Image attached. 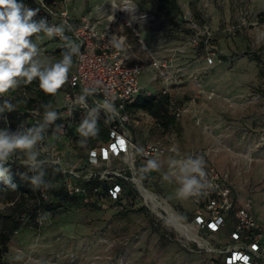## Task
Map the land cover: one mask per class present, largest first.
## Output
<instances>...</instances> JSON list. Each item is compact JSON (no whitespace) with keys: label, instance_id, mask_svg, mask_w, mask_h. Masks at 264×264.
<instances>
[{"label":"rangeland","instance_id":"1","mask_svg":"<svg viewBox=\"0 0 264 264\" xmlns=\"http://www.w3.org/2000/svg\"><path fill=\"white\" fill-rule=\"evenodd\" d=\"M168 2L134 0L141 11L154 15L136 25L149 52L163 56L196 34L204 37L207 29L215 47L213 60L207 63L201 44L176 58L172 68L179 70L169 72L173 76L168 88L176 103L184 106L182 116L163 127L136 111L131 132L143 140L174 141L181 152L203 155L206 164L228 176L241 200L250 198L251 205L264 208V21L259 18L264 0H176L180 11L169 8ZM108 3L70 0L68 7L71 15L79 16ZM125 30L134 56L147 62V51ZM61 44L45 39L41 47L55 61L61 58L57 50ZM139 84L146 95L163 87L147 66ZM54 96L60 103L62 92ZM145 164L140 161L136 167L137 180L189 225L195 209L192 200L176 198V185L162 179L166 166L161 172L143 174L140 169ZM135 187L138 198L124 210L75 204L54 210L39 227H22L10 237L2 260L5 264H221L212 254L217 251L202 242L207 239L215 246L224 234H202V239L190 225L197 239L186 238L165 211L153 210L137 183ZM17 255L23 259L16 261Z\"/></svg>","mask_w":264,"mask_h":264},{"label":"built area","instance_id":"2","mask_svg":"<svg viewBox=\"0 0 264 264\" xmlns=\"http://www.w3.org/2000/svg\"><path fill=\"white\" fill-rule=\"evenodd\" d=\"M69 1L43 0L42 3H38L36 0L40 9V18H47L50 24L59 25L66 21L67 24L73 25L75 31H66L65 34L81 45V55L73 57V67L62 91L61 102L50 104L52 110L65 114L62 119L56 121L63 125V130L53 136L47 134L46 140L41 145L44 149L42 158L52 161L49 167L58 174L52 181L54 188L61 187L67 194L77 196L82 204L102 205L106 200L115 202L119 197L122 187L121 183L112 182L115 177L120 178V182L130 181L134 185L137 183L135 169L140 161L146 163L157 153H160L162 158L194 153L179 151L174 141L164 143L158 139L143 140L137 137L135 132H131L133 118L128 111V105L142 91L139 84L142 70L147 66L153 78L162 83L163 87L159 93L166 96V115L177 120L182 116L185 108L176 103L168 88L173 76L169 72L179 70L172 68L175 59L185 57V52L189 48L201 44L204 58L207 63H211L214 54L212 48L215 47L210 44V31L205 29L204 37L200 38L196 34L188 41L172 47L165 55L157 57L149 52L136 29L139 22L152 20L154 18L152 13L141 11L135 3L133 11H137L139 16L134 15L133 11L115 10V6L122 5V0L118 2L109 0L108 5H96L91 11L73 17L68 7ZM125 29H128L138 40L140 49L147 51V62L134 56L133 45ZM114 35L121 42L122 50L116 49L110 43ZM53 39L62 43L59 37ZM97 81L100 82V91L94 97L88 98L89 107L94 106L93 99L102 100L104 93L107 92L116 98L115 104L120 110V117L108 120L101 110L99 121L107 130L106 140L78 148L75 142L81 137L76 129L86 115V110L75 101L84 86L95 85ZM69 107L73 108L71 115H67ZM27 112L33 124L42 121L43 113L39 117L36 110L28 109ZM144 113L154 125H159L148 113ZM22 125L30 126L26 121H22L12 128L8 126V129L16 131ZM62 138H65L64 142ZM121 140L124 141L123 145L120 144ZM138 148L144 150L143 154L137 152ZM79 149L81 153L77 154L75 150ZM120 156H122L120 161L110 163ZM9 162L19 163L15 158ZM57 169L61 170L57 171ZM206 172L211 181V188L204 196L190 198L195 209L189 224L194 226L200 234L199 238L202 239H204L202 234H207L208 237L218 233L224 234L223 239L217 241L215 246L207 239L203 240L208 250L217 251L212 254L216 258L219 257L222 264L264 263V224L260 223L253 214L251 199L245 198L241 203L238 202L233 195L231 180L212 164H206ZM96 179L112 182L108 195L101 194L100 186L88 185V182ZM12 183L16 185L14 181ZM20 196V192L17 191L11 200L0 201V209L14 204ZM34 200L37 204L50 200L48 191L38 190ZM35 221L39 225L42 223L37 221V217Z\"/></svg>","mask_w":264,"mask_h":264},{"label":"clouds","instance_id":"3","mask_svg":"<svg viewBox=\"0 0 264 264\" xmlns=\"http://www.w3.org/2000/svg\"><path fill=\"white\" fill-rule=\"evenodd\" d=\"M42 3L43 0H37ZM133 11L134 0H122V5L115 6V10ZM39 8H32L22 0H0V97H5L10 90H15L21 84H31L39 81L40 89L46 95H56L67 83L69 72L73 67V57L81 55V45L76 43L67 32H74L73 25L63 22L59 25L50 24L47 18L35 19ZM59 37L62 41L61 58L53 61L45 54L41 47L45 39L51 40ZM35 38V39H33ZM110 43L122 50L121 42L112 36ZM100 82L95 85L84 86L82 93L75 103L86 110V115L80 121L76 131L81 137L80 145L87 144L90 138L98 135V121L101 110L108 120L120 117V110L115 104V97L104 93V99H93L92 107L87 102L89 97H94L100 91ZM16 105L10 99L4 98L0 102V114L16 110ZM44 108L42 121L25 127L21 126L16 131L8 128L0 129V181H3L6 189L15 191L16 185L12 183L10 167L5 165L14 158L27 168V172L21 174V178L27 180L33 190H47L53 187L52 183L45 179L46 166L53 162L42 158L44 149L41 145L46 140L48 129L64 113L52 110L51 105H42ZM38 113V110H36ZM73 108L69 107L67 115H71ZM63 125L55 124L53 134L62 132ZM143 149L137 152L143 154ZM162 179L169 184H175V196L178 199L201 197L207 194L211 188V181L206 172V161L203 155L188 154L186 156H169L166 159L157 153L148 159L140 169L141 173L161 172ZM61 169H57L60 171ZM31 173V175H29ZM50 216L49 212L38 214L37 221ZM16 261L23 259L21 255L14 257ZM36 264H48L46 261H37Z\"/></svg>","mask_w":264,"mask_h":264},{"label":"trees","instance_id":"4","mask_svg":"<svg viewBox=\"0 0 264 264\" xmlns=\"http://www.w3.org/2000/svg\"><path fill=\"white\" fill-rule=\"evenodd\" d=\"M49 2L51 0H45ZM23 3L32 8H38L36 0H22ZM169 8L176 11H180L179 5L176 0H169ZM260 21H264V13H260ZM35 19H40V11L35 17ZM57 50H63L61 47H58ZM65 86L62 90H64ZM10 99L17 107L16 110L12 112H5L0 114V129L14 127L22 121H26L28 125H33L31 118H28V109L38 110L39 117L40 114L44 113V108L42 105L56 103L55 96L46 95L39 87V81L34 80L31 84H21V86L15 90H10L5 97H0V102L2 99ZM166 96L161 95L158 91L156 94H142L139 93L136 98L128 105V111L131 114H134L136 111H144L148 113L152 118L159 123V125L166 127L169 125L171 120H175L172 116L166 115L165 108ZM55 124H58L55 122ZM55 124L51 125L48 129L49 136H53V129ZM99 132L98 135L94 138H90L86 145H94L98 141H104L107 138V130L98 121ZM81 139V138H80ZM79 139V140H80ZM79 140L75 142V146L78 148H84L86 145L82 146L79 143ZM6 167H10V175L12 182L16 183L15 191L11 189H6L3 181H0V201H9L12 199L14 193L17 191L20 192L21 196L18 201L14 204L3 207L0 209V264H5L2 260L3 255L7 251V244L10 240V237L16 232H19L22 227H39L40 225L35 221V218L38 214H43L44 212H49L50 216L54 210L58 208H69L75 204H80L87 208H102L103 206L110 205L115 209L124 210L127 203H133L137 200L138 194L135 185L130 181L120 182V178L115 177L112 182L121 183V192L119 197L115 202L106 200L102 205H86L82 204L77 196L67 194L61 187L54 188L51 187L47 189L50 200L41 202L37 204L35 202V197L38 190H33L31 184L21 178V174L27 172V168L22 166L20 163L8 162ZM46 177L45 179L52 181L56 179L58 174L52 170L51 167L46 166ZM31 175V173H29ZM112 182H106L102 180H92L88 182L90 186H100L101 194L103 196L108 195V189L111 188ZM46 220L43 219L42 222ZM216 259L220 258L217 257ZM221 263V261H220ZM222 264V263H221ZM264 264V263H261Z\"/></svg>","mask_w":264,"mask_h":264},{"label":"bare ground","instance_id":"5","mask_svg":"<svg viewBox=\"0 0 264 264\" xmlns=\"http://www.w3.org/2000/svg\"><path fill=\"white\" fill-rule=\"evenodd\" d=\"M133 14L136 15V16H139L137 11H133ZM136 182H137L138 188H139L140 192L142 193V195L144 196V198H146L148 201H150L149 203H151V206H152L153 210L155 208H160L161 210L165 211L166 214H167V217L171 220V223L173 224V226L181 234H183L188 239H192V238L197 239L196 235L192 231V228H191L190 224L187 225L188 223L186 224V223L182 222L180 220V218L177 217L175 212L173 210H171L170 206L167 203L162 202V200H159L158 196L155 193H153L150 190H148L146 187H144L139 180L136 179Z\"/></svg>","mask_w":264,"mask_h":264},{"label":"crops","instance_id":"6","mask_svg":"<svg viewBox=\"0 0 264 264\" xmlns=\"http://www.w3.org/2000/svg\"><path fill=\"white\" fill-rule=\"evenodd\" d=\"M72 12V11H71ZM76 14H78V13H73L72 12V16L73 17H78ZM213 165V164H212ZM232 182V181H231ZM232 185H233V183H232ZM237 191L235 190V188L233 187V195L235 196V198L237 199V201L238 202H242L243 201V199L241 200L240 198H239V194L238 193H236ZM245 199V198H244ZM251 210H252V212H253V214L255 215V217L257 218V220L260 222V223H262V224H264V208L263 207H261L260 205H256L255 207L253 206V205H251Z\"/></svg>","mask_w":264,"mask_h":264},{"label":"snow or ice","instance_id":"7","mask_svg":"<svg viewBox=\"0 0 264 264\" xmlns=\"http://www.w3.org/2000/svg\"><path fill=\"white\" fill-rule=\"evenodd\" d=\"M123 143H124V141H123V140H121V141H120V144H121V145H123Z\"/></svg>","mask_w":264,"mask_h":264}]
</instances>
